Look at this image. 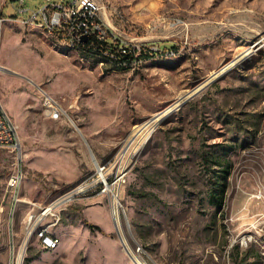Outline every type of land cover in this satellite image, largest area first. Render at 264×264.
I'll return each instance as SVG.
<instances>
[{"label":"rangeland","instance_id":"obj_1","mask_svg":"<svg viewBox=\"0 0 264 264\" xmlns=\"http://www.w3.org/2000/svg\"><path fill=\"white\" fill-rule=\"evenodd\" d=\"M46 1L0 0V100L25 165L14 245L0 149V264H264V0H101L126 40L175 43L130 67L22 17ZM97 163L125 173L117 212ZM81 185L47 218L59 245L37 223L25 247L27 215Z\"/></svg>","mask_w":264,"mask_h":264},{"label":"built area","instance_id":"obj_2","mask_svg":"<svg viewBox=\"0 0 264 264\" xmlns=\"http://www.w3.org/2000/svg\"><path fill=\"white\" fill-rule=\"evenodd\" d=\"M24 3V0H20ZM105 6L101 0H47L40 6L32 10V14L28 20L32 24H40L45 26L52 34L59 35L66 43H74V47L85 48L91 52H106L113 53V61L120 67L133 66L139 59L140 44L132 43L126 40L121 33L111 27V23L104 16ZM21 12L27 11V8L21 6ZM4 19L0 18V44ZM87 35L88 40L82 41L81 37ZM113 36L118 40L115 48H105L104 42ZM149 52L157 51L158 47H149ZM119 55V57L117 56ZM45 106L50 111L52 118L59 119L67 111L63 106L53 97L46 95ZM0 149L7 151L11 157L10 171L7 178V192L9 194L10 211L9 222L11 226L13 242L15 245L16 233L13 230V221H16V211L19 206L22 196V185L25 178V165L22 151V143L18 133V128L11 118L8 111L3 106L0 100ZM108 165H101L97 163V172L99 175V182L105 188L113 186V198L117 196V186L124 181L125 173L120 170L111 180L112 173H108ZM106 174L105 177L103 174ZM85 190H88L86 185H81L74 191L69 192L66 197L60 198L54 204H48L36 212H30L27 215L25 223V238L23 241L24 246L31 241L32 235L35 231L37 223H48V217H55L57 214L58 206L67 200H73L76 196ZM2 210V207H0ZM52 225L48 223V230L41 240L42 245H51L57 235L52 233ZM11 264H20L18 261H13Z\"/></svg>","mask_w":264,"mask_h":264},{"label":"trees","instance_id":"obj_3","mask_svg":"<svg viewBox=\"0 0 264 264\" xmlns=\"http://www.w3.org/2000/svg\"><path fill=\"white\" fill-rule=\"evenodd\" d=\"M18 18L20 16H17ZM22 17H25V18H28L29 16H27L26 14ZM118 44V40L115 39L113 36H109V38L104 42V47L105 48H115L116 45ZM155 46L158 47V50L157 51H151L149 52V45L145 44V45H141L140 47V55L137 57V59H140L141 57H144V56H150L151 54H158L160 52H165V51H168L169 49H173L174 46H175V43H173V41H161V42H158V43H155L154 44ZM94 53H97L98 55H103L104 52H94ZM109 54L110 56L113 57V53H107ZM119 57V55H117ZM1 159H0V175H1ZM224 192H225V188L222 187L220 189V200L218 201V206H221L222 205V201H223V196H224ZM90 224V223H89ZM91 226H94L92 224H90Z\"/></svg>","mask_w":264,"mask_h":264},{"label":"bare ground","instance_id":"obj_4","mask_svg":"<svg viewBox=\"0 0 264 264\" xmlns=\"http://www.w3.org/2000/svg\"><path fill=\"white\" fill-rule=\"evenodd\" d=\"M35 25H37V26H39V27H41V28H44L45 30H48V29H47L45 26H43V25H40V24H35ZM48 31H49V30H48ZM50 33H51V32H50ZM156 124H157V119H154V120H152V121H149V122H148L146 125H144L141 129H139V131L137 132V134H140V133H141V138H140V140L138 141V145L144 143V142L147 140V138H148V136H149L151 130L155 127ZM146 126H147V127H146ZM135 152H136V150H135ZM103 175H104L105 177H107L105 173H104ZM107 189H108V190H113L114 188H113V186H112L111 189H110L109 187H108ZM68 194H69V193L65 194L64 197H66ZM116 194H117V196H115V197L113 198V200H114V204L116 205V207L113 208L114 212H117V211H118V210H117V206L121 205L118 191L116 192ZM54 203H55V202H54ZM54 203H52V204H54ZM115 217H116V216H115ZM44 233H45V232H41V234H40V235H41L40 238L43 239V237H44V236H43ZM59 242H60V239H59V238H54V239L51 241V245H45V246H46L47 248H50V249H55V248L59 245Z\"/></svg>","mask_w":264,"mask_h":264},{"label":"water","instance_id":"obj_5","mask_svg":"<svg viewBox=\"0 0 264 264\" xmlns=\"http://www.w3.org/2000/svg\"><path fill=\"white\" fill-rule=\"evenodd\" d=\"M81 39H82V41H87V40H88V37H87V35H83V36L81 37ZM262 44H263V42H259V43H257V47H261ZM244 57H245L244 55H241V56L239 57V60L242 59V58H244ZM220 72H221V71L216 72L213 76H218V75L220 74ZM213 76H212V77H213ZM197 90L199 91V89H196V90L192 91L191 93H189V94H190V97L194 96V95L197 93ZM181 100H182V99H181ZM181 100L177 101V103L180 104V101H181ZM187 100H188V99H186V101H187ZM184 102H185V101H184ZM170 111H172L171 108H169L168 110H165L164 112L160 113L159 115H157L156 118H160V120H161V118H163V116H165V115H163V113H164V114H167V112L169 113ZM154 119H155V118H154ZM91 151H92V150H91Z\"/></svg>","mask_w":264,"mask_h":264},{"label":"crops","instance_id":"obj_6","mask_svg":"<svg viewBox=\"0 0 264 264\" xmlns=\"http://www.w3.org/2000/svg\"><path fill=\"white\" fill-rule=\"evenodd\" d=\"M104 16L107 18V20L111 23V18L110 15L106 12V10L104 9Z\"/></svg>","mask_w":264,"mask_h":264}]
</instances>
